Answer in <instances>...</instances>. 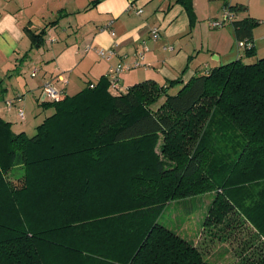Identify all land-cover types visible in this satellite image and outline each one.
<instances>
[{"label": "trees", "instance_id": "obj_1", "mask_svg": "<svg viewBox=\"0 0 264 264\" xmlns=\"http://www.w3.org/2000/svg\"><path fill=\"white\" fill-rule=\"evenodd\" d=\"M176 3L194 16L192 0ZM258 25L235 21L237 42L252 43ZM109 89L104 76L41 103L54 113L31 137L0 116V264H212L196 241L159 222L172 202L208 193L206 224L219 227L210 239L223 234L229 253L240 250L229 264H264V58L186 84ZM15 167L17 184L8 178ZM245 228L256 237L238 238Z\"/></svg>", "mask_w": 264, "mask_h": 264}, {"label": "crops", "instance_id": "obj_2", "mask_svg": "<svg viewBox=\"0 0 264 264\" xmlns=\"http://www.w3.org/2000/svg\"><path fill=\"white\" fill-rule=\"evenodd\" d=\"M227 3L237 9L243 7L245 12L239 11L238 20L249 17L259 22L253 30L252 45L257 54L264 53V0H192L194 16L176 0H0V71L10 79L6 87L1 80L0 116L12 124L10 116L16 112L24 122L26 112L22 119L17 109L23 108L26 93L37 96L40 108L39 97L46 82L63 88L66 95H74L120 63L137 62L140 66L131 70H143L139 80L129 73L131 70L121 75V89L126 92L146 80L164 85L181 79L186 84L221 65L243 61L245 49L238 45L234 26L212 29L209 25L221 17ZM138 9L143 12L137 14ZM154 28L161 31L157 41L151 36ZM208 28L213 32L206 33ZM42 32L41 39L35 38ZM110 49L116 52L110 60L99 55V50ZM11 92L14 98H25L8 109L4 101L14 99L8 98ZM48 113L39 125L54 109ZM192 239L203 252L207 244H213L206 249L212 264H229L233 259L223 244L220 249L225 255L217 254V242L212 238L202 240L198 233Z\"/></svg>", "mask_w": 264, "mask_h": 264}, {"label": "rangeland", "instance_id": "obj_3", "mask_svg": "<svg viewBox=\"0 0 264 264\" xmlns=\"http://www.w3.org/2000/svg\"><path fill=\"white\" fill-rule=\"evenodd\" d=\"M249 1V0H247ZM245 11H241V13H244ZM211 28H208V32H213V30H209ZM243 61L245 59H247V61H244L246 64H255L258 60H260L261 58H264V53L260 52L259 54H255L253 56H246L245 53H243ZM209 60L212 61L211 59L213 57H211V53H209L208 56ZM2 63V62H1ZM0 69H1V65H0ZM142 69L139 70H131V72H129L130 74L132 73L133 75H136V79L139 78V73H142ZM4 72V71H3ZM0 71V82L1 80H3V86L6 87V85H8V82L10 79H8L7 75H5V73H3ZM144 77L140 78V80H143ZM6 80V81H5ZM139 80V79H137ZM126 90V89H125ZM71 92V91H70ZM178 89L174 88L170 91V94L174 95L177 94ZM27 97L25 98V102L22 103V107L25 109L26 112V121H21L20 118L17 116L16 112H13V114L10 116L11 117V122H12V130L16 133L18 132H22L24 131V133H26L28 136H34L37 132V126L41 123V121L49 114L47 109H44L42 106H40V108H38V102H37V96L33 95L32 93H26ZM16 96V95H15ZM15 96H13V92L10 93L9 97L10 99L14 98ZM164 101V98L161 99L160 104ZM214 110V108H213ZM22 172L18 170V167H15L14 169H12L9 173H8V178L13 181L14 183L17 184V180L18 178H20L22 176ZM101 174H110V173H101ZM211 193L206 194L205 197H207L204 201H202L201 199H203V197H199L196 198V200H194L192 203L191 202H183L182 200L180 201H174L172 202L170 205L167 206V208L164 210V212L162 213L159 222L161 225L166 226L172 230H174L176 233L181 234L183 237L187 236V239H192L193 234H203L204 229H206L205 235L207 236L208 239H210L209 234L213 231L214 234L215 231H217L216 229H218L217 227H215L214 225H212L211 223L206 224V217L209 216L208 211H206V207L205 204H207V201L210 200V202H212L215 199V195ZM231 218V224L229 225L230 227L228 228H238L241 227V224L238 223V217H236V215H232L230 216ZM233 219V220H232ZM213 227V230H212ZM227 228V229H228ZM185 230V232L183 233V231ZM188 230V231H187ZM235 230V229H233ZM246 231H249V233L246 232H242L241 235L239 234L237 237H243V239H248L249 241L256 237L254 234V231L252 228L251 229H246ZM220 237L216 238L214 241L217 242V248H216V253L219 254L220 256H224L225 253L222 252L223 250L220 249V245L223 244V247H227L228 243H226L225 239H223L222 235L223 234H218ZM204 234L202 236V240H203ZM256 239V238H255ZM258 241V239H256ZM225 242V243H223ZM256 241L251 242L250 245L252 244H256ZM235 247V245H232ZM245 247V245H243ZM213 244L210 245H206L205 247V251L207 248H212ZM236 250V251H235ZM238 251H240L238 248L233 249L232 247L230 248V252L231 254L237 258L236 253H238ZM210 252L205 254V257L208 261H212V258L210 257ZM227 257V256H226ZM216 258V257H215ZM214 258V259H215ZM214 262V260H213ZM224 263V262H222ZM230 263V262H229Z\"/></svg>", "mask_w": 264, "mask_h": 264}, {"label": "built area", "instance_id": "obj_4", "mask_svg": "<svg viewBox=\"0 0 264 264\" xmlns=\"http://www.w3.org/2000/svg\"><path fill=\"white\" fill-rule=\"evenodd\" d=\"M137 14H141L143 12L142 9H138ZM238 11L236 9H233L229 3L226 4V6L223 9V13L219 19H214L210 21V27L212 29H219L227 25H233L235 21L238 20ZM114 35V33H113ZM151 36L153 41H157L158 39L161 38V31L159 28H154L151 32ZM238 45L240 48H246L247 46L251 47L252 43L248 42L246 44L245 42H238ZM146 50H148L147 47H145ZM90 48H87L86 51H88ZM169 50H172V48H168ZM116 54L115 50L110 49L108 51L106 50H99V55L107 60H110L112 57H114ZM140 65L139 63H134L131 65L128 64H117L113 67H111L106 75L108 78L109 84H110V89L112 92H114L115 95H120L122 92H125L124 89H121V75L133 68H138ZM37 75V71H34L32 73V76L35 77ZM95 86L94 84L90 85V88L93 89ZM66 95V92L63 88H60L56 86L53 82L49 81L46 82L43 85L41 95L39 97V101L41 103L44 102H50V103H55V102H60L63 97ZM24 95H19L16 98L12 100H6L4 101V105L8 109H12L15 104H19L23 101ZM18 113L19 116L24 119L25 118V111L23 108H18Z\"/></svg>", "mask_w": 264, "mask_h": 264}]
</instances>
